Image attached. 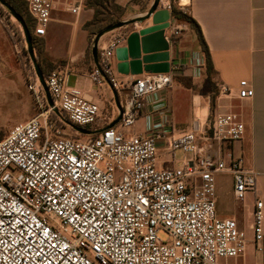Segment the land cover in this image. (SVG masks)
I'll return each instance as SVG.
<instances>
[{
	"label": "built area",
	"instance_id": "built-area-1",
	"mask_svg": "<svg viewBox=\"0 0 264 264\" xmlns=\"http://www.w3.org/2000/svg\"><path fill=\"white\" fill-rule=\"evenodd\" d=\"M82 3L65 7L79 15ZM57 5L27 0L36 35H46ZM159 6L172 12L173 2L160 0ZM179 32L166 34L168 42ZM127 35H113L100 46L99 65L89 72L93 83L118 94L122 116L113 127L98 128L108 116L88 92L69 85V64L45 76L59 114L30 70L35 115L0 139V264H218L239 257L250 243L263 249V201L255 202L250 237L237 220L218 216L214 197L215 175L222 171L232 174L238 201L256 191V172L244 157L224 156L225 146L244 136V121L236 112H217L207 125L195 121L177 137L169 138L164 125L127 132L146 97L173 86L176 69L120 79L114 56ZM19 43L26 46L24 32ZM218 88L219 95L230 94L225 84ZM237 95L250 99L254 88L243 79ZM67 123L101 130H75L76 137L64 132ZM161 148L173 160L180 150L181 164L160 168ZM159 230L169 239L162 241Z\"/></svg>",
	"mask_w": 264,
	"mask_h": 264
},
{
	"label": "crops",
	"instance_id": "crops-1",
	"mask_svg": "<svg viewBox=\"0 0 264 264\" xmlns=\"http://www.w3.org/2000/svg\"><path fill=\"white\" fill-rule=\"evenodd\" d=\"M76 1L58 0L54 12L72 14L65 5L76 3ZM82 1V14L79 18L67 19L55 15L51 22H65L70 24L74 30L80 31L79 40L70 45L66 53L65 65L71 66L74 75L82 76V79L85 78L82 81L79 78L82 85L79 87L88 92L92 99L99 103L106 112L108 118L99 123L98 126V128H102L116 118V113L112 109L105 110L103 100L100 97L104 91L103 88L93 90L92 93L89 92L92 88L89 82V72L94 65V60L87 55L91 46L92 35L83 28V24L92 18L94 11L85 8V0ZM130 1L117 0L123 6H126ZM172 2L193 17L200 26L209 48L212 68L206 67L205 55L196 29L188 22L177 19L171 12V25L166 34L175 28L180 31L169 42L171 44V68H176L173 86L167 90H159L148 95L146 106L135 126L127 132L146 133L151 127L164 125V128L169 130V138L177 137L181 131L175 130L173 125V103L175 97L184 103L181 98L185 96L187 91H190L184 83L176 81L177 77H188L197 86L215 85L217 95L215 113L236 112L245 123L244 136L240 140L225 146V159H228V152H231L233 156H243L245 165L256 172V191L252 193V203L245 200L240 202L236 199L231 173L227 171L216 173L214 194L216 210L221 218L237 220L239 226L246 230L248 236H251V230L246 228L240 218L244 213V208L253 214L256 200L263 201L264 213V0H186L185 2L172 0ZM151 3L152 0H146L141 12L145 13ZM141 26L143 24L137 23L111 31L102 37L99 47L111 36L125 31L129 34ZM125 43L126 41L122 45ZM114 63L116 67V56H114ZM125 77V75L119 74L120 79ZM243 79H246L254 88V95L250 99H240L237 95L239 82ZM219 84L228 86L230 94L219 95ZM179 93L183 95L180 97ZM205 94L193 93V98L204 100L208 118L210 114L208 101L210 91L205 92ZM194 124L195 121H191V127ZM177 161V159L173 160L170 153L164 148L160 149L158 158L160 168L180 165L181 163L177 164ZM262 250H264V245Z\"/></svg>",
	"mask_w": 264,
	"mask_h": 264
},
{
	"label": "rangeland",
	"instance_id": "rangeland-1",
	"mask_svg": "<svg viewBox=\"0 0 264 264\" xmlns=\"http://www.w3.org/2000/svg\"><path fill=\"white\" fill-rule=\"evenodd\" d=\"M181 1L185 2L186 0ZM145 2L146 0H131L126 5L127 8L125 12L118 20H115L112 23L134 18L143 14L144 12L141 11L144 9ZM7 12L9 14V11L6 8L0 6V139L5 137L14 125L23 123L35 115L32 94L28 88L30 82L29 78L31 75L30 70H32V68L35 69V66L27 50V43L26 46L19 43V38L22 36V32H24L22 24L16 18L11 20ZM20 13L22 14L24 22L30 31L31 38H35V42L32 43L40 68L45 66L51 70L53 68L61 67L60 65L64 66L66 62V53L68 52L70 45L79 40L80 31L74 30V28L68 23L57 21L55 23L51 22L48 25L46 35L37 36L34 32L35 22L28 13L27 8H21ZM81 14L82 11L77 16L58 11L53 12V16L59 15L60 17L67 19H73L74 17L79 18ZM105 25L107 26V24ZM105 25H102L99 28L101 29ZM90 28L93 29L95 27L91 26ZM95 34L92 35L91 46L87 56L92 54L91 48L93 46ZM115 69L118 76L119 73L117 68L115 67ZM79 78L81 81L85 80V78L82 79V76L72 74L70 76L69 85L72 87H82L79 82ZM176 81L183 83L179 79H176ZM89 82L92 87L89 91L90 93H92L93 90L103 88L104 91L100 94V97L103 100L105 110L108 111L109 109H112L115 111L116 105L111 88L107 84L97 85L91 80ZM189 82L190 91H187L185 96L181 98L184 103L180 102L178 97H175L173 103V125L175 130H180L181 133L189 131L188 129H193V127H191V121H200L202 126L207 125L205 102L203 99H194L193 93L206 95L205 92L208 93V91H210V98L208 99L210 104L209 118L213 116L217 108L215 85L206 84L204 86H197L191 80ZM179 95L181 97L183 94L179 93ZM213 99L214 109L211 107ZM63 129L64 132L69 135L81 137L79 133L75 132V129L68 123L63 124ZM126 130L131 131L132 128L130 127ZM175 157L178 160L177 164H180L183 153L180 150H177L175 152ZM252 193L253 192H248L246 194V202L252 203ZM240 219L242 223L246 225V228L252 230L253 214H250L247 208H244V213ZM250 235V237H252V234ZM158 236L162 241L169 239V234L164 230H159ZM263 252L264 250H259L256 248L255 244L250 243L244 253L239 257L229 259L221 258L218 260V264H264Z\"/></svg>",
	"mask_w": 264,
	"mask_h": 264
},
{
	"label": "water",
	"instance_id": "water-1",
	"mask_svg": "<svg viewBox=\"0 0 264 264\" xmlns=\"http://www.w3.org/2000/svg\"><path fill=\"white\" fill-rule=\"evenodd\" d=\"M0 5L6 8L9 13L22 24L27 50L34 63L36 73L45 91L48 103L53 107L54 112L59 114L58 108L54 107V102L46 84L45 76L37 62L31 34L24 22L22 14L13 8L6 0H0ZM159 5L160 0H153L149 9L144 14L111 23L98 30L91 48L94 63L99 65V43L105 34L127 25L139 23L143 24V26L131 31L126 37L125 45L119 46L115 51L118 73L122 75H140L143 73L169 72L171 70V44L166 39V31L171 25V11ZM112 93L118 115L106 127H113L116 125L122 116V107L118 94L113 89ZM69 125L82 134H94L101 130H89L84 127L72 124Z\"/></svg>",
	"mask_w": 264,
	"mask_h": 264
},
{
	"label": "trees",
	"instance_id": "trees-1",
	"mask_svg": "<svg viewBox=\"0 0 264 264\" xmlns=\"http://www.w3.org/2000/svg\"><path fill=\"white\" fill-rule=\"evenodd\" d=\"M7 2L13 8H15L18 12H20L21 8H27V1H25V0H7ZM84 7L87 9H93V11H94L92 18L87 20L83 24V28L88 30V32L91 35H94L96 33V30L100 26L105 25V24L108 25V24L112 23L113 21L118 20L127 8V6H123V5L119 4L117 2V0H85L84 1ZM172 13L177 19L188 22L192 27H194L196 29V31L198 32V36H199V40H200V43L202 46V50H203L204 55H205L206 67L208 69H211L212 68V60L210 57L209 48H208V45L206 44V42L204 40V37H203L202 32H201V28L198 25V23L196 22V20L193 17H191L189 14L184 12L182 9H180L174 3H173V7H172ZM91 26H94L95 28L91 29L90 28ZM96 27H98V28H96ZM98 30H100V28ZM32 42L33 43L35 42L34 37H32ZM89 58L93 59L92 54L89 55ZM60 66L63 67L62 65H60ZM93 66L90 69H92ZM48 69L49 68H46L45 66L41 67V70H42L44 76H47V74L55 68H53L51 70L50 69L48 70ZM177 79L181 80L186 87L190 88V82H189L191 80L190 78H188V77L186 78V77L182 76V77H177ZM211 107H212V109H214V99H213Z\"/></svg>",
	"mask_w": 264,
	"mask_h": 264
},
{
	"label": "flooded vegetation",
	"instance_id": "flooded-vegetation-1",
	"mask_svg": "<svg viewBox=\"0 0 264 264\" xmlns=\"http://www.w3.org/2000/svg\"><path fill=\"white\" fill-rule=\"evenodd\" d=\"M7 1V0H6Z\"/></svg>",
	"mask_w": 264,
	"mask_h": 264
}]
</instances>
